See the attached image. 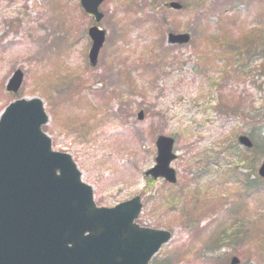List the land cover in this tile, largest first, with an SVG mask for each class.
Returning <instances> with one entry per match:
<instances>
[{
	"label": "rangeland",
	"instance_id": "1",
	"mask_svg": "<svg viewBox=\"0 0 264 264\" xmlns=\"http://www.w3.org/2000/svg\"><path fill=\"white\" fill-rule=\"evenodd\" d=\"M100 9L107 38L92 66L95 19L80 0H0V116L18 98H41L43 130L97 205L140 195L137 222L172 233L152 263L264 264V0H105ZM169 31L189 32L190 43H169ZM19 37L27 44L12 47ZM19 68L23 84L9 92ZM160 134L175 138V183L145 174Z\"/></svg>",
	"mask_w": 264,
	"mask_h": 264
},
{
	"label": "water",
	"instance_id": "2",
	"mask_svg": "<svg viewBox=\"0 0 264 264\" xmlns=\"http://www.w3.org/2000/svg\"><path fill=\"white\" fill-rule=\"evenodd\" d=\"M103 1L81 0V4L99 22ZM169 6L182 8L178 1ZM88 33L89 59L96 65L106 30L93 25ZM190 39L189 32L168 33L172 44H187ZM23 78L17 69L7 89L17 92ZM48 120L39 97L16 99L0 116V264H150L172 233L136 222L143 207L140 195L113 207L98 206L93 187L82 180L72 156L53 150L43 130ZM238 140L253 147L246 134ZM174 142L171 136H158L156 164L146 175L176 182L171 166L176 158ZM258 173L264 177V159ZM239 263L233 256L227 264Z\"/></svg>",
	"mask_w": 264,
	"mask_h": 264
},
{
	"label": "bare ground",
	"instance_id": "3",
	"mask_svg": "<svg viewBox=\"0 0 264 264\" xmlns=\"http://www.w3.org/2000/svg\"><path fill=\"white\" fill-rule=\"evenodd\" d=\"M9 41V40H8ZM16 43L14 42V40H10L9 42H11V46L12 47H18V45H26L27 44V42L25 43V42H22V40H21V38L19 37V38H17L16 39Z\"/></svg>",
	"mask_w": 264,
	"mask_h": 264
},
{
	"label": "trees",
	"instance_id": "4",
	"mask_svg": "<svg viewBox=\"0 0 264 264\" xmlns=\"http://www.w3.org/2000/svg\"><path fill=\"white\" fill-rule=\"evenodd\" d=\"M255 146V145H254ZM250 149H252V148H250ZM153 264H154V262H153Z\"/></svg>",
	"mask_w": 264,
	"mask_h": 264
}]
</instances>
